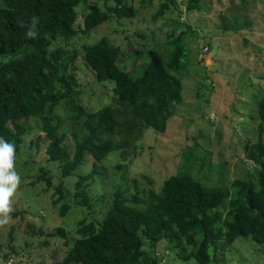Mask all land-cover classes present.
I'll return each instance as SVG.
<instances>
[{"label": "trees", "instance_id": "1", "mask_svg": "<svg viewBox=\"0 0 264 264\" xmlns=\"http://www.w3.org/2000/svg\"><path fill=\"white\" fill-rule=\"evenodd\" d=\"M115 1L113 6L105 0L107 10H103L91 0H0L3 174L12 170L18 156L27 153L25 137L33 129L21 121L40 118L49 138L44 145L47 159L58 163L63 176L78 175L91 152L94 168L79 174L76 182L77 195L88 203L85 182L99 172V164L111 152L126 157L136 149L143 130H167L175 105L183 102L181 74L187 66V41L194 30L189 26L186 30L179 25L171 27L166 40L159 42L165 56L155 48L137 46L139 50L129 52L133 62H128L125 57L121 59L119 49L107 35L95 42L88 40L114 15L129 18L139 14L128 0ZM201 1L188 0L187 8L200 11ZM82 3L90 4V10L84 23H78L77 7ZM168 8V2L162 3L155 21ZM80 56H84L98 83L115 84L111 103L90 111L84 120L81 116L86 113L78 99L81 84L74 73ZM137 59L139 64L128 69V64L133 65ZM64 101L71 103L74 120L81 128L72 133V147L60 127L63 120L56 114ZM258 116L259 136L246 144L248 160L259 165L251 169L252 173L236 178L231 186H209L181 170L165 180L162 192L150 189L147 200L139 190L131 198L117 190L102 221L79 225L80 237L63 264H160L157 248L163 242L174 256V264H217L227 246L240 237H251L264 245V96ZM30 147L41 150L42 137L31 140ZM41 171L43 175L38 178L51 186L48 171L43 166ZM53 189L54 195L58 194L54 203L63 200L60 214L64 216L69 209L68 190L63 182ZM58 231L64 233L63 228Z\"/></svg>", "mask_w": 264, "mask_h": 264}, {"label": "rangeland", "instance_id": "2", "mask_svg": "<svg viewBox=\"0 0 264 264\" xmlns=\"http://www.w3.org/2000/svg\"><path fill=\"white\" fill-rule=\"evenodd\" d=\"M91 1L107 10L105 0ZM128 1L139 10L137 16L114 15L88 40L95 42L107 35L119 49L121 59L133 62L129 52L140 48H155L165 56L159 42L166 40V31L177 25L182 30L189 26L194 34L187 41V66L181 74L183 102L175 105L164 133L149 127L142 131L130 155L123 157L114 151L99 164V172L85 182L88 203L77 195L76 182L79 174L92 172L91 152L78 175L65 177L58 163L47 159L44 145L49 138L41 119L22 120L33 129L25 137L27 153L18 156L6 174L0 161V264H63L68 250L80 237L79 225L102 221L117 190L129 198L139 190L147 200L150 189L162 192L165 180L181 170L209 186H231L236 178L259 167L248 160L246 144L259 136L258 107L264 96V0H202L200 11L189 10L188 0ZM165 2L170 8L155 21L154 15ZM108 4L115 6L116 1L109 0ZM89 5L77 7L78 23H84ZM139 62L137 59L133 65L128 64V69ZM76 64L74 73L81 84L78 99L86 113L81 116L84 120L90 111L111 103L115 84L98 83L84 56ZM73 112L69 101L56 109L71 147L72 133L81 130ZM37 136L42 137L39 151L30 147ZM41 166L48 171L51 186L38 178L43 175ZM61 182L68 190L69 209L64 216L60 214L63 200L54 203L58 194L54 195L53 187ZM13 211L21 213L14 216ZM157 253L160 264H174L166 242L159 244ZM218 259L217 264H264V245L251 237H240Z\"/></svg>", "mask_w": 264, "mask_h": 264}]
</instances>
